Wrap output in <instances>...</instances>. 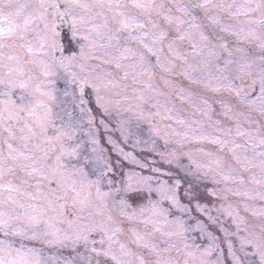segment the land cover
Segmentation results:
<instances>
[{"label": "snow or ice", "instance_id": "1", "mask_svg": "<svg viewBox=\"0 0 264 264\" xmlns=\"http://www.w3.org/2000/svg\"><path fill=\"white\" fill-rule=\"evenodd\" d=\"M197 10L220 33L236 38L233 51L224 36L215 37L219 49L227 53L224 58L225 69L218 68L217 71L223 73L228 66H232L237 75L234 78L215 76L212 79L218 83L213 86L209 81L205 87H210L214 92L231 93L237 103L248 110V114L258 112L264 118V0H168V5L164 0H0V191L8 194L6 198L0 199V234L4 237L0 239V264H47L41 260L37 249L26 247L23 243L16 246L9 237L40 240L49 246L71 245L74 251L76 246L82 244L88 253L87 257L80 255L83 264H190V260L194 259L190 245L185 244L181 248L173 242L174 237L185 238L188 229L184 221L180 217L170 220L171 210L162 207L163 202L168 201L171 208L178 211H192L181 202V181L173 179L169 183L168 180L160 179V176L171 177L172 173L157 166L155 159L142 160L132 151H127L123 145H128L129 140L122 124L112 128L104 119L110 117L111 112L101 95L102 86L97 82L100 78L90 70L88 63L98 58L95 53L97 45L91 34L99 35V29L95 25L89 28L88 24L93 12L97 15L112 13V22L119 25L113 36L127 31L128 39H136L149 53L157 56L159 66L160 57L153 51V46L162 44L168 37V31L161 21L169 26L176 25L179 31V25L183 23L182 16L192 15ZM63 26L69 28L73 40L79 36L84 41L78 44V51L66 53L61 41ZM201 36L208 40L203 33ZM148 38L152 46L145 42ZM184 39L183 35L177 36L168 46L174 59L187 63L180 52L172 49V45L182 43ZM216 47L214 45L210 49L209 55L219 61L221 57L217 55ZM195 49L196 45L192 44L188 56L198 61L202 53H197ZM125 51L131 50L126 48ZM124 59L126 57L123 54L115 59L117 69L122 67L121 60ZM145 59L141 52V63ZM111 62L105 60V63ZM29 65L39 68L40 75L49 85L55 83L51 78L58 76L57 69L61 70L66 77L65 83L74 85L79 93V106L82 113L88 114L90 126L95 125L96 117L87 108L85 89L91 88L95 94L101 114L98 127L109 133L105 140L111 146L110 149L101 146L100 139L93 134L94 162L99 169L95 181L85 183L86 174L80 179L75 178L62 163L65 155H76V148L66 147L63 138L67 136L71 139V135L55 127L50 107V102L56 99L54 89L42 87V82H37L38 77L28 69ZM163 70L170 69L165 67ZM183 74L194 83L199 82L187 71ZM128 75V72H124L120 79H127ZM236 80L240 82L239 85L235 83ZM17 90L20 92L19 102L13 98ZM37 95L46 97L47 101L37 99ZM204 103L207 104V101ZM225 107L227 112L232 111V107ZM171 112L172 109L164 107L163 113L159 108L150 113L146 118L149 127L158 129L160 119H172ZM241 114L245 113H237ZM247 122L254 124L255 129H242L237 120L234 134L232 128L226 131L220 129L223 132L221 136L201 134L198 140H206L217 146L215 152L200 149L208 158L206 162L196 160L191 153L158 152L154 147L148 151L155 152L160 157V163L174 165L181 170L180 157L187 156L190 166L195 168V173L189 171L188 174L202 172L208 176L211 172L214 182L215 174L219 173L224 181L235 182L240 177L239 183L243 184L240 173L248 172L250 182L264 189V124L254 120ZM178 123L183 124L184 121L178 119ZM216 123L219 125V121ZM50 129H53L52 135H49ZM116 131L120 133L123 144L113 138L112 133ZM153 134L158 135V132L154 131ZM57 142H60L59 154L50 165L45 161L57 152ZM152 143L154 145L155 141ZM139 144L140 141L136 140L130 147L136 148ZM39 152L43 155H39ZM109 152L115 154V163L111 155L106 154ZM221 153L227 154L229 159L226 160ZM125 162L159 175L127 170L123 172L122 180L114 181L109 174L123 169ZM17 171L36 178L28 186L34 188L35 192L24 187L27 185L26 180H20L17 184L5 179L15 176ZM79 171L83 173V169ZM53 179L55 188L51 187ZM105 180L108 191H103L101 187ZM45 181L46 189L43 186ZM234 194L241 193L237 190ZM184 195L189 197L191 203L192 193L186 190ZM209 195L215 196L216 192L209 189ZM258 195L259 199L264 200V192ZM132 196L143 202L134 206L130 202ZM194 207L210 223L217 222L208 205L197 201ZM231 208L229 206L225 214L232 218L237 230L228 233L221 228V231L226 237L236 236L239 243L237 249L230 240L227 242L228 258L232 264H250L247 257L252 256L257 258L258 264H264V206L255 210L250 205H244V211H250L252 216L259 218L260 222L255 225H250L245 217ZM222 210L216 209L218 212ZM241 224L245 227L241 228ZM196 227L202 233L206 231L203 221L197 220ZM241 232L245 235L241 236ZM207 235L212 243L203 249L202 256H210L219 247L215 243L216 237L211 232H207ZM237 250L243 254L244 260L236 254ZM51 259L52 264H60L57 258ZM63 264L72 262L66 260ZM201 264L208 262L202 259ZM215 264H224L222 254H218Z\"/></svg>", "mask_w": 264, "mask_h": 264}, {"label": "rangeland", "instance_id": "2", "mask_svg": "<svg viewBox=\"0 0 264 264\" xmlns=\"http://www.w3.org/2000/svg\"><path fill=\"white\" fill-rule=\"evenodd\" d=\"M226 2H231V0H226ZM84 15L86 17L88 16L87 13ZM93 25L99 29V35L95 33L91 34L97 45L95 47V53L98 58L90 60L88 63L91 66L90 70L94 71L95 75L100 78L97 82L101 83L102 86L101 95L111 112V116L105 117L104 119L110 123L112 128H116L118 124H122L129 140L128 145H123L127 151H132L134 155L142 160L155 159L157 166L172 173L171 177L160 176V179L168 180L169 183L173 179H179L181 181V187L179 189L181 202L192 209L190 213H183L171 208L168 201L163 202L162 207L171 210L169 219L180 217L188 229L185 233V238L174 237L173 242L181 248L185 244L191 246L190 250L193 253L194 259L190 260V264H201L202 259L207 261L208 264H215L218 254H222L224 264H232L231 259L228 258L227 242L230 240L237 249L239 242L236 236L230 235L226 237L225 233L221 231V228L225 229L228 233H235L237 230L236 225L232 222V218L225 213L229 210V206H232L231 210L245 217L250 225L258 224L260 222L259 218L252 216L250 211H244V205L247 204L253 209L259 210L264 206V200L259 199L258 194L264 192V189L260 185L250 182V173L248 172L240 173L244 180L243 184L239 183L240 177H237L235 182L232 180L224 181L219 173L215 174V182L213 181V173L211 172H209L208 176H204L202 172L190 175L188 174L189 171L195 173V168L194 166H190L187 156L180 157V164L183 166V170H181V168H177L174 165L160 163V157L155 152L148 151V149L154 147L158 152L168 153L176 151L178 154L191 153L196 160L206 162L208 158L200 149L203 148L215 152L217 146L208 143L206 140H198L197 138L201 134L221 136L223 132L220 129L226 131L228 128H232L234 134L237 120L240 121L242 129H255V125L247 121H253L254 117L251 118L250 114L261 117L258 112L248 114V110L242 105H239L237 101H234V105H229L225 99V94H230L229 92H214L210 87H205V83L209 81H211L213 86L218 83V81L212 79L215 76L226 75L234 78L236 76L234 67L228 66L223 73L218 72V68L225 69L224 59L217 61L216 57L209 55L208 52L206 59L199 62L196 66L190 64L182 66L179 64L177 69L179 72L178 75H181V78L179 80L170 79L161 75L162 68L169 67V64L177 60L170 53L168 46L170 41L153 46V51L160 57L158 66L157 56L149 53L136 39H128V42H126L121 41L119 35L113 36V30L119 25L112 22L111 16L109 18L108 13L97 15L93 12L88 27L91 28ZM64 28L67 29L66 33H69L66 38H63L61 35L62 43L66 51H78V44L84 43V41L79 36L76 40H73L69 28L66 26ZM172 28H176V26L172 25ZM124 32L125 36L128 37V32ZM168 33L170 37L180 34L185 36V38L188 36V33L183 29L179 31L175 29ZM230 37L235 38L233 36ZM145 42L149 46H152L150 38L146 39ZM99 45H103V47ZM126 48L131 51L126 52ZM231 48L233 51L235 50V46ZM172 49L178 51L173 46ZM141 52L144 53L146 58L143 63L140 61ZM126 53L128 54L125 55ZM256 53L259 54L258 50ZM121 54L125 55L126 59L121 60L122 67L117 69L115 67V59ZM105 60L112 62L105 63ZM28 69L34 76L38 77L37 82H42V87H51L54 89L53 95L56 99L50 102V107L52 108L55 127L61 128L71 135V139L67 136L63 138L62 142L66 147L76 148V155H65L62 163L66 166L68 172L74 174L75 178L80 179L83 174H86L87 178L85 183L95 181L99 175V169L94 162L96 154L92 150L93 145L91 143L93 134L100 139L101 146L108 149L111 147L105 140V137L109 133H105L103 128L98 127L101 114L100 109L96 105L95 94L91 88L85 89V99L88 100L87 108L91 109L92 115L96 117L95 125L90 126L88 123V114L81 112L79 93L76 91L74 85L69 86L65 83L66 77L61 70L57 69L58 76L51 78L55 83L49 85L47 80L40 75L39 68L34 65H29ZM193 69L195 70L193 71ZM122 71L129 73L127 79H120L119 75ZM186 71L194 80L199 82L194 83L192 80L186 78L183 74ZM108 73H111V76H108ZM235 83L239 85L238 80ZM105 85L106 87H104ZM66 91L68 93L67 95H65ZM19 96L20 92L17 90L13 98L19 102ZM36 98L47 101L46 97L37 95ZM145 101L148 103H145ZM204 101H207V104ZM225 106L232 107V111L227 112V107ZM164 107L172 109V119H160L159 128L156 130L151 129L147 124L146 118L150 113L156 112L158 108L163 113ZM226 112L227 114H225ZM237 113L247 114V119L245 114L237 115ZM141 114H143V118ZM178 119L183 120L184 123H178ZM217 121H219V125H217ZM154 131L158 132V135H154ZM185 133H187V136H185ZM52 134L53 129H50L49 135ZM112 135L114 139L120 140L123 144L118 131L112 133ZM136 140H139L140 144L136 148L130 147L131 143ZM165 140L168 141L167 144H165ZM153 141H155L154 145L152 143ZM59 143L57 142V152L53 153L50 158H47L46 163L50 165L54 163L56 155L59 154ZM38 154L43 155L42 152ZM106 154L111 155V159L115 163V154L110 152ZM80 169H83V173L79 171ZM127 170L142 171L144 175H159L152 174L148 170H141L125 162L123 169H117V172L115 174H109V177L114 181H120L123 179V172ZM5 179H11L17 184L20 180H26L27 185H24V187H28L35 182L36 178L27 177L24 173L17 171L15 176H8ZM257 179H259L258 173ZM43 186L46 189V181L43 182ZM51 187H56L55 179H53ZM101 187L103 191L109 190L106 180L102 182ZM209 189L216 192V195H209ZM186 190L192 193L191 203L189 197L184 195ZM237 190L240 191V195L234 194ZM28 191L35 192V189L28 187ZM245 192L248 193L247 196L244 195ZM7 195L6 191H0V199L6 198ZM153 198H157L155 193H153ZM197 201L201 204L208 205L212 209L211 215L217 221L215 224L210 223L206 216L201 215V213L195 210L194 204ZM21 202L24 203L25 201L22 199ZM130 202L135 206L143 201L136 196H132L130 197ZM221 208L223 209L222 211H216V209ZM197 220L203 221L206 229L205 232L202 233L196 227ZM240 227L244 228L245 225L241 224ZM207 232H211L216 237L215 243L219 247L210 256H202L203 249L212 243ZM240 235L243 236L245 233L241 232ZM0 239H4L2 234H0ZM8 239L13 240L16 246H20L23 243L26 247L37 249L41 260L46 261L47 264H52L51 258L53 257L57 258L60 264H63L66 260L71 261L72 264H83L80 255L83 254L85 257L88 255L82 244L76 246L74 251L71 245L49 246L40 240H26L18 237H9ZM248 251H251V249H248ZM236 254L242 260L245 259L243 254L238 250ZM247 260L250 264H258L256 257L249 256Z\"/></svg>", "mask_w": 264, "mask_h": 264}, {"label": "flooded vegetation", "instance_id": "3", "mask_svg": "<svg viewBox=\"0 0 264 264\" xmlns=\"http://www.w3.org/2000/svg\"><path fill=\"white\" fill-rule=\"evenodd\" d=\"M164 2L166 5H168V0H164ZM108 14H109V18H110V16H112V13H108ZM176 15H179V14H176ZM193 17H195V18H193ZM182 20H183V23L179 25V29H183L184 31H186L188 33L187 35L189 37L186 36L185 40L182 43L178 42L172 46L175 47L178 50V52H180L182 54V57L187 60V63H182L181 59H177L176 61L169 64V67L167 66V68L170 69L169 71H164L163 70L164 68H162L161 75L166 76L170 79L179 80V78H181V75H178L179 72L177 69L179 64L182 66L185 64H190L193 66L198 65L199 62L206 59L208 52L210 51V49L213 48L214 45L217 46L216 47L217 55L220 56L221 59L226 58L227 53H225L221 49H219L218 41L215 39L216 36H224L226 38L228 44L230 45V47L236 46V38H231L230 35H228L226 33H220L219 29H217L215 26H212L208 23V21L204 18L203 13L200 12L199 10L194 12L192 15L182 16ZM161 24L163 27H165V29L168 32L174 31L175 29L177 30L176 25H175L176 28H172V25L171 26L166 25L163 23V21L161 22ZM64 27L65 26H63L61 28V35L63 36V38H66L69 35V33H66L67 29H65ZM115 29L113 30V32H115ZM201 33H203L204 36H207L208 40H204L201 36ZM169 35L170 34L168 33V37L163 42L171 41L173 38L180 36L182 34L173 35L171 37ZM119 36L121 37V41H126V39H127V42H128V37L125 36V32H121L119 34ZM61 41H62V38H61ZM192 44L196 45L195 50L197 53H202V57L198 61L192 60L191 57L188 56V53L192 51ZM246 47H249V46L246 45ZM66 53H67V51H66ZM127 54L128 53H126L125 55H127ZM57 55H59V54L57 53ZM256 55L258 56L259 54L256 53ZM220 62L222 63V61H220ZM257 63H258V61H257ZM123 74H124L123 71L120 72L119 77H121ZM236 75H237V73H236ZM186 87H188V86H186ZM225 95H226L225 99L228 101L229 105H234V101H236L235 96L232 95L231 93L230 94L226 93ZM243 110L246 111L245 109H243ZM250 116H251V118L254 117L253 118L254 121H259L260 123L264 124V118L256 116V115L252 116L251 114H250ZM219 121L222 122L221 119H219ZM147 124H148V122H147ZM221 155H224L225 158H229L227 156V154H225V153H221Z\"/></svg>", "mask_w": 264, "mask_h": 264}]
</instances>
